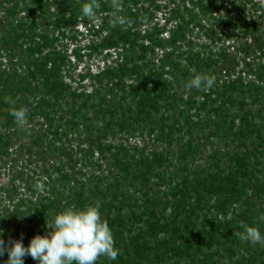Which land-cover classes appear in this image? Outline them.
<instances>
[{"label":"trees","instance_id":"obj_1","mask_svg":"<svg viewBox=\"0 0 264 264\" xmlns=\"http://www.w3.org/2000/svg\"><path fill=\"white\" fill-rule=\"evenodd\" d=\"M86 2L0 0V238L99 203L119 255L96 264H264L238 235L264 233L261 0Z\"/></svg>","mask_w":264,"mask_h":264},{"label":"clouds","instance_id":"obj_2","mask_svg":"<svg viewBox=\"0 0 264 264\" xmlns=\"http://www.w3.org/2000/svg\"><path fill=\"white\" fill-rule=\"evenodd\" d=\"M264 5V0H261ZM114 13L122 10V0H110ZM100 8L98 0H87L81 7L82 17L89 23L96 18ZM119 20V18L117 17ZM121 24L123 20H119ZM214 75L193 73L185 83L187 89L210 90L215 84ZM10 115L14 123L24 129L28 123V111L24 107H15V101ZM35 189L43 193L45 185L37 182ZM100 204H86L81 208L68 207L58 212L51 222L46 220V228L51 229L44 235L36 234L25 246L23 238L14 240L9 246L0 238V257L7 252L5 264H24L25 257L30 256L37 264H96L99 257L115 261L119 250L115 246L114 235L109 224L103 219ZM264 221V216L260 217ZM239 239L249 244H259L264 247V233L258 226L241 223Z\"/></svg>","mask_w":264,"mask_h":264},{"label":"rangeland","instance_id":"obj_3","mask_svg":"<svg viewBox=\"0 0 264 264\" xmlns=\"http://www.w3.org/2000/svg\"><path fill=\"white\" fill-rule=\"evenodd\" d=\"M81 30L84 31L83 28H82ZM84 32H85V31H84ZM85 34H86V32H85ZM87 42H88V38H87V37H83L81 44H86ZM89 64L91 65V67H92L93 70L95 71L96 68H97L96 66H97L98 64L101 65V66H103V65H104V62L102 61V59H101V57H100V58H98V59H95L93 62H90ZM85 65H86V64H82L81 68H83ZM79 70H81V69H79Z\"/></svg>","mask_w":264,"mask_h":264}]
</instances>
